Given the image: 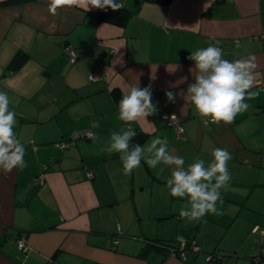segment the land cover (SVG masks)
Here are the masks:
<instances>
[{"label": "crops", "instance_id": "0c3cea01", "mask_svg": "<svg viewBox=\"0 0 264 264\" xmlns=\"http://www.w3.org/2000/svg\"><path fill=\"white\" fill-rule=\"evenodd\" d=\"M121 1L112 14L65 6L53 16L46 0H0V91L16 113L27 162L23 170H0V264H264L253 260L264 235L252 231L255 222L264 226V91L233 123L207 126L190 102L165 95L186 91L194 82L187 57L215 40L226 60L256 57L251 90L259 91L264 0ZM181 76L187 81L172 87ZM136 82L151 84L158 109L133 122L144 135L139 144L167 137L185 167L197 158L207 167L211 151L225 148L233 156L230 173L245 174V185L236 183V195L217 206L224 213L218 220L180 217L186 201L166 186L172 168L142 160L125 175L119 154L102 151L124 126L115 92ZM163 113L175 115L182 134ZM21 235L26 251L17 245ZM181 236L200 251L191 248L183 258L155 245ZM207 253L221 256L207 260Z\"/></svg>", "mask_w": 264, "mask_h": 264}, {"label": "clouds", "instance_id": "9594fccd", "mask_svg": "<svg viewBox=\"0 0 264 264\" xmlns=\"http://www.w3.org/2000/svg\"><path fill=\"white\" fill-rule=\"evenodd\" d=\"M46 3L49 13L53 16L58 14V9L65 6L81 7L84 11L93 8H111L116 11L122 7L117 0H46ZM219 44L220 41L215 40L214 44L191 51L187 59L194 62L193 67L189 69L194 82L187 84L186 91L165 92L171 103L175 102L177 95L190 102L206 126L209 122L217 125L221 122L225 125L233 123L238 114L252 107L246 101L257 98L260 91H264L251 90L254 87L253 73L258 67L256 57L249 55L234 61L226 60ZM235 46H241L239 41L235 42ZM178 70L179 65L168 68L170 74ZM186 81L187 77L181 76L172 87ZM151 89V84L141 87L139 82H136L130 84L123 92L118 103L117 119L122 121L124 126L119 131L110 133L107 145L102 151L109 155L119 154L125 175H130L140 167L142 160L150 168H156L160 164L172 168L166 186L171 196L185 199L179 215L188 222H199L207 214L223 215L217 204L223 203L222 190H227L232 178L228 162L233 156L227 149L214 148L211 151L212 160L207 163V167L205 161L199 158L185 167L184 157L173 155L169 151L167 137L156 136L146 145L132 143L137 135L132 127L133 122L146 120L158 112L156 102L152 100ZM9 104L8 94L0 91V170L5 173L27 167L24 159L25 143L21 142L14 131L17 123L16 113L10 110ZM175 118L173 114L172 120ZM90 138L95 140L97 137ZM117 227L119 228V225Z\"/></svg>", "mask_w": 264, "mask_h": 264}, {"label": "built area", "instance_id": "2783aa9c", "mask_svg": "<svg viewBox=\"0 0 264 264\" xmlns=\"http://www.w3.org/2000/svg\"><path fill=\"white\" fill-rule=\"evenodd\" d=\"M117 2L123 6V3L121 0H117ZM76 59L75 55L73 54V56L71 57V60L74 61ZM90 77H92V79H95L97 77L96 73H92L90 74ZM257 87L260 88V89H264V78H261L260 80H258L257 82ZM172 116L171 114H167V113H163L162 114V117L166 118L168 121H169V124L171 125H177L178 126V133L179 134H182L183 131H184V128L178 124L176 118L174 120H172ZM206 119V118H205ZM87 136L90 137V136H93V133L92 132H88L87 133ZM63 146H67L68 145V142H63L62 144ZM119 225V228L120 229V224ZM252 231L253 232H260L261 234L264 235V227L263 226H260L258 224H255L253 225L252 227ZM115 242H117V240H115ZM17 245H18V248L20 250H23V251H26L27 250V240H26V237L24 235H21V236H18L17 238ZM194 249L196 251L199 250V247L197 244H195L194 241H190L188 238L186 237H183L181 236L176 244V246H172L169 248V250H171L172 254H177V255H180L181 257L185 258L186 257V254H187V251L189 249ZM216 255H212V254H207L206 256V259L207 260H213L214 257ZM253 260L256 261V262H259L261 260H264V244L263 246L260 248L259 252L253 257Z\"/></svg>", "mask_w": 264, "mask_h": 264}, {"label": "rangeland", "instance_id": "374dc122", "mask_svg": "<svg viewBox=\"0 0 264 264\" xmlns=\"http://www.w3.org/2000/svg\"><path fill=\"white\" fill-rule=\"evenodd\" d=\"M208 140L210 141V142H214L213 141V138L211 137V135L209 136V138H208ZM258 159H259V157H258ZM262 163L264 164V162L262 161ZM234 172H233V169H232V171H231V177H233V178H231V181L229 182V186H228V188H227V190L226 191H224V190H222V193H224V201H223V203L222 204H224V202L226 201V195H231V196H235L236 195V193H237V191H239V187H238V185H245V178L243 177V176H245V174H239L238 172V174H233ZM243 173V172H242ZM234 175V176H233ZM246 175H251V167L249 168V170L247 171V174ZM238 185H237V184ZM257 192L255 191L253 194H256ZM220 203L218 202V204H217V206H219L220 207ZM222 212H223V207H222ZM211 217H213L214 219H217L218 220V216L217 215H212V214H209ZM219 216H224V213H223V215H219ZM255 224H258V225H260V226H262L260 223H258V222H255ZM264 227V226H263ZM259 232V231H258ZM259 234V233H258ZM263 244H264V239H263ZM262 244V245H263ZM206 246L205 245H203L202 246V248H205ZM261 248V247H260ZM260 250V249H259ZM206 254V253H205ZM218 256H221L220 254L218 255Z\"/></svg>", "mask_w": 264, "mask_h": 264}, {"label": "trees", "instance_id": "16d2710c", "mask_svg": "<svg viewBox=\"0 0 264 264\" xmlns=\"http://www.w3.org/2000/svg\"><path fill=\"white\" fill-rule=\"evenodd\" d=\"M167 1V0H166ZM122 9V8H121ZM120 9V10H121ZM105 14H112V13H115V12H112L113 10L112 9H110V8H108L107 10H102ZM119 13V12H118ZM101 14V13H100ZM72 61V60H71ZM73 62V61H72ZM97 78V77H96ZM95 78V79H96ZM90 79H92V78H90ZM92 80H94V79H92ZM116 93V95L119 97H116V102H117V104L119 103V100L121 99V97H122V95L119 93H117V92H115ZM136 132H137V135H136V137H134L133 138V141H132V143L133 144H139L143 139H144V135L140 132V131H137L136 130ZM66 142H68V141H66ZM69 143H71V142H69ZM176 244L177 243H172V242H165V241H161L160 243H158V244H155V245H157V246H159L161 249L163 248V249H165V248H170V247H172V246H176ZM207 254H212L213 256L214 255H218L217 253H207Z\"/></svg>", "mask_w": 264, "mask_h": 264}, {"label": "water", "instance_id": "95a60500", "mask_svg": "<svg viewBox=\"0 0 264 264\" xmlns=\"http://www.w3.org/2000/svg\"><path fill=\"white\" fill-rule=\"evenodd\" d=\"M189 239V238H188ZM190 240V239H189ZM190 241H192V240H190ZM197 244V243H196ZM198 245V244H197ZM199 248H200V246H199ZM199 251H200V249H199Z\"/></svg>", "mask_w": 264, "mask_h": 264}]
</instances>
